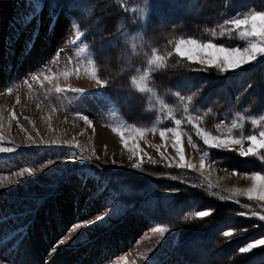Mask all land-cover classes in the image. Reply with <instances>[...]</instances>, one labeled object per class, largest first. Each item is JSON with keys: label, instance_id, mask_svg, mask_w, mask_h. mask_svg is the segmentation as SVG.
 <instances>
[{"label": "rangeland", "instance_id": "obj_1", "mask_svg": "<svg viewBox=\"0 0 264 264\" xmlns=\"http://www.w3.org/2000/svg\"><path fill=\"white\" fill-rule=\"evenodd\" d=\"M123 1L125 0H99L98 6L101 9L99 15L94 17V22L87 13L82 18L83 10L78 8V1L70 0V4L74 6L71 11L73 15L64 11L57 12L55 25L49 31V25L52 23V11L49 8L41 5L37 16L24 24L23 17L34 7L30 0H0V15H5L0 18V63L16 58L17 62L14 64L24 63L28 66L23 69L21 83L29 82L32 77L40 80L38 84L30 86L37 97L35 103H28L34 102L33 99L26 102L13 100V97L3 101L0 98V134L11 141L6 147L15 149V153L22 149H31L32 155L25 161L16 158V161L11 163L17 166L13 172L0 170V176L5 178L4 187L0 188V200L3 203L2 208L6 206L5 210L0 209V215L7 216L25 205L36 208L34 216L29 217L32 220L30 226L34 227L27 243L35 252H43V257L38 256V264H49L48 256L55 252L43 249L40 245L44 243L45 246L44 238L47 234L53 237V242L56 240L63 253L69 250L63 249L65 247L75 246L74 248L79 249L72 253L73 263L69 261L67 264H187L175 254L180 242L178 234L150 223L145 217V211L135 207L134 202L129 203L127 196L131 189L142 188L141 183L147 176H151L146 169L154 168V164H161L162 167L171 168L173 171L179 169L175 166L178 156L173 147L174 137L171 133H166L165 137L161 138V129L158 128H148L138 135L136 130L140 128L125 122L117 107L110 103V99H113L114 103L126 104L128 91L114 85L101 87L92 78L93 70L98 77L104 67L108 72L116 71L114 68H117V60H111L107 53L108 48H111L112 55H117L114 46L120 45L128 50V45L120 34L109 33L106 21L112 9L128 12L124 6L122 8L118 5ZM126 1H132L134 6L139 2ZM137 11L142 13L141 10ZM74 16L80 20L82 18L80 26L85 31V36L80 33ZM140 19L144 17L140 16ZM140 19L134 18L133 21ZM146 21L142 20L144 28L135 26L134 30L141 35L149 33L151 29L145 28ZM140 22L136 24L140 25ZM12 25L19 29L21 37L9 44L7 38L10 35L14 40L18 37ZM34 33L36 35L33 39ZM87 42L92 43V50L90 47L88 49ZM28 43H31V48L26 55H22ZM176 56L178 59L187 60L186 51L184 56ZM247 65L230 71H238ZM40 69L51 70L42 72ZM19 71L20 69L15 70L14 73ZM2 83V86H5L8 81L4 78ZM130 83L133 88L138 89L133 79ZM26 85L28 86V83ZM17 86L18 84L13 87L11 93L17 94ZM57 86L64 91L57 92ZM74 89H83L84 93L73 91ZM8 93L10 94V91ZM4 94L5 92L0 96ZM9 107L13 108L8 113L6 110ZM84 115L89 117L90 123L84 121ZM10 116L13 118L9 119ZM121 134L126 144L121 140ZM188 139L182 130L181 147L185 151V160L199 165L203 155L188 143ZM52 140L59 143L53 145ZM65 141L72 143L65 144ZM133 145L138 149L136 154L132 152ZM41 146L43 147L39 148ZM48 147H51L49 151L41 152ZM70 152L89 156L91 162L73 163L60 159ZM203 158L207 181H210L213 189L222 196L227 197L232 194L234 188H243L250 184V181L241 175L244 171L220 168L208 156ZM49 159L56 163L49 165L43 172L34 171L31 176L27 173L23 176L15 175L22 168L36 169ZM113 160L116 161L115 164L112 163ZM136 163L140 167L133 168L132 165ZM143 166H146V169ZM191 171L200 175L195 170ZM93 172L98 179L92 177ZM63 177L69 179L64 180ZM9 194L19 199V205L15 206V209L12 208L14 203L9 199ZM174 194L178 195L179 192ZM239 199L241 204L251 203L245 197ZM97 215H102L100 221H95ZM210 215L208 212L207 216ZM88 219L94 222L85 224L84 221ZM257 223L261 224L259 221ZM13 225V221L10 223V220H7L0 226V235L5 241L0 247V252L11 241L5 231L10 226L7 229L9 232ZM161 228L166 231H159ZM227 232L229 235L232 233L231 230ZM249 234L245 232L238 238L246 239ZM50 236L48 241L51 242ZM258 246L261 245L256 247Z\"/></svg>", "mask_w": 264, "mask_h": 264}, {"label": "trees", "instance_id": "obj_2", "mask_svg": "<svg viewBox=\"0 0 264 264\" xmlns=\"http://www.w3.org/2000/svg\"><path fill=\"white\" fill-rule=\"evenodd\" d=\"M77 1V6L82 7L80 0ZM90 1L83 0L82 18L88 8V15L96 22L94 17L99 15L101 9L98 6L99 0ZM138 1L136 6L132 1L119 2L118 5L125 7L128 12L112 9L106 20L109 33L132 39L131 52L122 53L120 46H114L117 55H112L111 48H108L111 60H117V68H114L115 72H108L104 67L100 76L108 81L107 87L114 85L128 91L126 104L116 103L122 119L137 128H152L156 125L160 128H176L175 120L180 119L182 123L179 127L191 136L202 154L204 151L209 152L208 157L218 167L241 172L264 170V162L258 156L241 157L235 147L208 149L194 130H191L192 126L187 124L189 113L184 111L185 106H188L190 114L198 117L202 126L214 135H258L264 124L260 120L264 116V59L251 62L238 71L220 73L209 66L210 70L204 72L193 71L194 68L204 66L178 59L174 51L175 44L182 38L211 40L225 47L246 46L247 39H242L238 30H229L230 26L224 25V20L245 12L264 10V0ZM42 5L51 11H64L73 15L71 11L74 6L70 4V0H42ZM137 10H148L154 18L148 20L151 31L144 36L130 34L136 26L133 19H140ZM148 17L150 16L147 14L146 18ZM74 19L78 20L77 24L85 36V31L80 26L81 20L75 16ZM221 25L224 27L221 28ZM87 44L92 50V43ZM153 50L156 55L167 57L166 66L149 73L153 91L141 93L130 82L133 78L139 79L150 67L148 61L153 57ZM170 50L173 54L167 56ZM177 92L185 96V101L179 99ZM188 96L192 97L191 101L187 100ZM161 102L169 105L171 115L167 110L161 112ZM253 120L257 121L255 125ZM233 121L238 123V127L231 128ZM244 146H247V141ZM152 167L154 168L146 169L143 166L151 174L141 183L144 189L167 193L171 192L169 189H180L178 195L171 192L170 195L154 196L153 204L155 210L162 212L157 223L178 234L179 256L185 255L191 264H264V245L255 247L248 253L239 252L240 246L264 237V221L251 215H239L240 212L259 211L257 208L245 209L243 204L225 199V195L208 187V181L204 177L187 168L173 171L161 164H154ZM204 210H208L211 215H195L197 211ZM230 230L231 235L225 236L224 233ZM245 232L250 233L249 236L239 239L238 236ZM229 246L234 249L231 250ZM189 251L197 257L186 255Z\"/></svg>", "mask_w": 264, "mask_h": 264}, {"label": "snow or ice", "instance_id": "obj_3", "mask_svg": "<svg viewBox=\"0 0 264 264\" xmlns=\"http://www.w3.org/2000/svg\"><path fill=\"white\" fill-rule=\"evenodd\" d=\"M30 3L34 5L32 11L23 17V23L27 24L34 17L37 16L38 12L41 9L42 0H30ZM81 6L83 7V0H80ZM55 8V5H53ZM56 11L50 12L52 17V23L49 25V31L55 25V20L57 16ZM224 25H229V30H238L240 37L242 39H247L248 43L244 47H225L222 44L214 43L211 40L200 41L193 38H182L175 44L174 51L176 54L180 56H184L185 51L187 52V60L194 61L203 65L202 68H194L193 71H204L207 72L210 70L209 66L214 67L218 72L225 73L229 70H235L241 68L244 64H249L251 62H258L260 59H264V10H255L245 12L243 14H237L230 19L224 20ZM221 25V28L224 27ZM14 33L19 35V29L15 28V25H12ZM215 34V33H214ZM223 34V33H221ZM35 33L33 34V39L35 37ZM12 36L10 35L7 38L9 44L12 43ZM31 48V43L25 45L24 52L22 55H26L28 50ZM173 52L170 50L167 53V56H172ZM259 58V59H258ZM167 57L156 55L155 50H153V57L148 61L149 68L143 72V74L139 77V80L133 78V83L139 89L141 93H151L153 91L150 86L149 81V73L154 70H160L165 67V61ZM67 75V73H65ZM47 78V77H45ZM92 78L96 81L97 85L103 87L107 85L108 81L101 79L97 76L96 72L93 70ZM10 91V89H9ZM57 92H62L64 89L60 87H56ZM73 91H79L82 94L84 93L83 89H74ZM176 95L183 102L185 101V96L181 95L180 92H177ZM188 101L192 100L191 96L187 97ZM161 112L167 110L168 114H172V109L168 104L161 102L160 104ZM194 110V109H193ZM185 112H188L187 116V124L191 125V130H194L195 135L199 137L203 141V145L207 146L208 149H229L235 146V150L238 151L241 157L248 156H258L259 160L264 162V124L261 125V130H259L257 134H250L247 136H238L233 137L231 135L227 137H222L220 135H214L212 132L206 130L198 117H195L190 114L189 107L185 106ZM79 115V113H78ZM13 117H9L12 119ZM86 123H90L89 117L84 115L82 117ZM27 119V117H26ZM261 121H264V116L260 117ZM182 121L180 119L175 120L176 128H162L160 130V137L164 138L166 133H171L174 137L173 147L175 148L176 156H178V160H175V166L177 168H187L191 170H195L200 173L202 177L207 180L205 176L204 167L205 161L203 157L209 155L208 151L203 152V157H201L199 161V165L193 163L191 160H185V151L181 147V133L182 129L179 127ZM252 123L255 125L257 123L256 120H253ZM219 127V126H218ZM238 127V123L233 121L231 128ZM231 131V129H230ZM137 134H142L143 130L137 129ZM31 138V137H29ZM3 139V136L0 135V140ZM121 140L124 141V137L121 134ZM245 141H247V147L244 146ZM125 144L127 143L124 141ZM59 142L57 140H52L51 144L57 145ZM65 144H71V141H65ZM188 143L193 145V140L191 136H189ZM74 146V145H73ZM13 148H8L0 145V152H11L14 151ZM138 151L137 147L133 145L132 152L136 154ZM63 161H71V162H91V157L85 156L83 154H77L76 152H70L68 155L60 157ZM97 159H99L97 157ZM175 159V158H173ZM56 161L49 159L46 163H42L38 168H22L19 172L15 173L16 176H23L27 173L29 176L33 174L34 171L43 172L45 169L49 168V165L55 164ZM113 164L116 163L115 160L112 161ZM97 167H101V165H97ZM133 168H138L140 165L138 163L132 165ZM250 184L243 188H234L232 190V194L224 197L225 199L235 200L236 203H240L239 197H245L247 201L251 203H245L242 205L243 208L248 209L252 207H256L259 211L248 212H240L241 216L251 215L253 217H258L260 221H264V170L261 171H251V172H243L241 173ZM4 177L0 176V188L4 187ZM64 180L69 179L68 177H63ZM175 179V177H173ZM14 182V181H13ZM208 187L212 188L213 184L209 181ZM171 192H179L180 189H169ZM36 212V208L32 206L25 205L17 210H14L9 215H0V225H2L5 221L11 220L15 223V227H11L8 233L9 238L13 239L17 246L23 243L25 236L27 234L28 228L32 223V220L29 217L34 216ZM103 215V214H102ZM102 215H97L94 219L95 221H100L102 219ZM197 217H205L208 215L207 211H197L195 213ZM94 221L92 219H88L84 221L85 224H92ZM159 231L164 232L166 229L161 228ZM225 236H228L229 233L225 232ZM257 245H264V237L260 239H254L250 243H246L245 246L239 248L240 253H248L250 250H253ZM0 264H6L5 260L0 258ZM151 264V262H150Z\"/></svg>", "mask_w": 264, "mask_h": 264}, {"label": "bare ground", "instance_id": "obj_4", "mask_svg": "<svg viewBox=\"0 0 264 264\" xmlns=\"http://www.w3.org/2000/svg\"><path fill=\"white\" fill-rule=\"evenodd\" d=\"M10 240H11V238H10ZM3 241H4V237H2V240L0 241V247L2 246ZM14 250H15L14 253L16 255L18 254L17 256L23 255L24 257H26L23 261V264H38L39 263V260H40L38 257L39 255L36 254L35 249L32 250L29 247L23 249L22 246L19 245V246L15 247ZM73 252H75V250L69 249L67 252H64V253L62 251H59L58 253H60V254H58L57 252L51 253V255L48 256L49 264H59V263H63V262H66V264H67V263H69V261H71L73 263V257H72ZM6 258L10 259V257H8V256ZM56 259H58V262H56Z\"/></svg>", "mask_w": 264, "mask_h": 264}]
</instances>
